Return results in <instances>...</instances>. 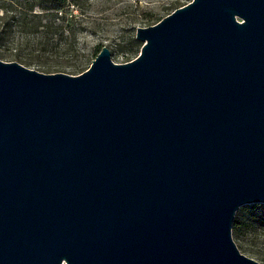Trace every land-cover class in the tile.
Wrapping results in <instances>:
<instances>
[{
    "label": "water",
    "instance_id": "water-1",
    "mask_svg": "<svg viewBox=\"0 0 264 264\" xmlns=\"http://www.w3.org/2000/svg\"><path fill=\"white\" fill-rule=\"evenodd\" d=\"M84 73L0 59V264H261L264 0H193Z\"/></svg>",
    "mask_w": 264,
    "mask_h": 264
},
{
    "label": "rangeland",
    "instance_id": "rangeland-1",
    "mask_svg": "<svg viewBox=\"0 0 264 264\" xmlns=\"http://www.w3.org/2000/svg\"><path fill=\"white\" fill-rule=\"evenodd\" d=\"M192 1L80 0L79 6L60 10V15H67L65 24L70 23L71 27L76 28L77 35L73 39L74 46L71 51L55 54L44 51L41 46H38L36 51V47L31 44L22 47L21 52L23 56L33 59L28 68L45 74H54L55 72L50 73L46 70L54 68L53 71L56 73L80 75L91 67L103 47L110 49L115 63L124 64L140 55L143 43L136 38L138 28L153 26ZM72 14L75 16L74 19L71 18ZM0 51L6 53V56L0 58L5 62H11V54L16 53L11 40L0 42ZM262 214L264 204L242 206L236 218L245 220L246 227L240 238L233 234L240 252L261 264L264 263V223L250 222L247 218L263 216Z\"/></svg>",
    "mask_w": 264,
    "mask_h": 264
},
{
    "label": "trees",
    "instance_id": "trees-1",
    "mask_svg": "<svg viewBox=\"0 0 264 264\" xmlns=\"http://www.w3.org/2000/svg\"><path fill=\"white\" fill-rule=\"evenodd\" d=\"M80 0H0V42L12 41L16 51L11 62H19L28 67L33 59L23 56L21 48L33 44L36 51L41 46L50 53H66L74 46L76 28L70 23L65 24L67 15H60V10L71 6H79ZM72 19L75 18L72 14ZM15 32L17 41L15 43ZM68 33V34H67ZM15 34V36H14ZM34 52V50L32 51ZM6 56L0 51V58ZM50 73L54 68L46 69ZM263 216L255 215L247 221L264 223ZM245 220L236 218L233 224V234L240 238L246 227ZM264 264V263H263Z\"/></svg>",
    "mask_w": 264,
    "mask_h": 264
}]
</instances>
